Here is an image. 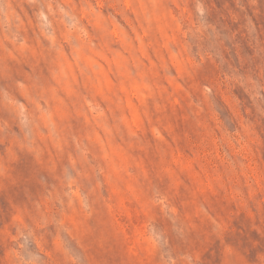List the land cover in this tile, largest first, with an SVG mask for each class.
Returning <instances> with one entry per match:
<instances>
[{
    "label": "rangeland",
    "instance_id": "obj_1",
    "mask_svg": "<svg viewBox=\"0 0 264 264\" xmlns=\"http://www.w3.org/2000/svg\"><path fill=\"white\" fill-rule=\"evenodd\" d=\"M0 264H264V0H0Z\"/></svg>",
    "mask_w": 264,
    "mask_h": 264
}]
</instances>
